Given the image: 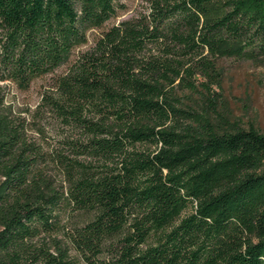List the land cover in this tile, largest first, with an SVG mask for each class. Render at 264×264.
I'll list each match as a JSON object with an SVG mask.
<instances>
[{
	"label": "trees",
	"instance_id": "1",
	"mask_svg": "<svg viewBox=\"0 0 264 264\" xmlns=\"http://www.w3.org/2000/svg\"><path fill=\"white\" fill-rule=\"evenodd\" d=\"M144 1L28 121L0 99V264H264V133L213 90L221 60L264 63V0ZM122 8L0 0V81L27 90Z\"/></svg>",
	"mask_w": 264,
	"mask_h": 264
},
{
	"label": "rangeland",
	"instance_id": "2",
	"mask_svg": "<svg viewBox=\"0 0 264 264\" xmlns=\"http://www.w3.org/2000/svg\"><path fill=\"white\" fill-rule=\"evenodd\" d=\"M120 2L123 8L118 11L117 16L101 28L91 30L88 43L73 51L68 64L34 79L27 90H19L9 82L0 81V99L3 105L9 108L14 116L26 117L28 121V111L35 109L42 93L52 86L55 78L64 73L81 52L92 46L102 32L119 21L137 15L145 6L144 0H120ZM219 66L220 87H214L213 90L220 94L219 101L223 113L238 121L243 127L253 125L264 133V63L223 59ZM46 133L52 135L47 130ZM28 135L31 138L37 137L33 131H29Z\"/></svg>",
	"mask_w": 264,
	"mask_h": 264
}]
</instances>
